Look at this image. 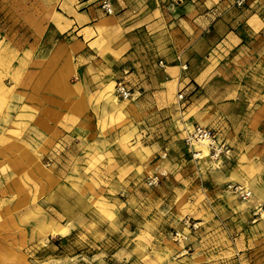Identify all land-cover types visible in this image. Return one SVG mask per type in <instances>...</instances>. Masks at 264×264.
Returning <instances> with one entry per match:
<instances>
[{
    "label": "rangeland",
    "instance_id": "1",
    "mask_svg": "<svg viewBox=\"0 0 264 264\" xmlns=\"http://www.w3.org/2000/svg\"><path fill=\"white\" fill-rule=\"evenodd\" d=\"M116 1L83 34L0 0V264H264V3ZM196 123L232 157L194 159Z\"/></svg>",
    "mask_w": 264,
    "mask_h": 264
},
{
    "label": "built area",
    "instance_id": "2",
    "mask_svg": "<svg viewBox=\"0 0 264 264\" xmlns=\"http://www.w3.org/2000/svg\"><path fill=\"white\" fill-rule=\"evenodd\" d=\"M114 0H99L100 8L101 10L107 14L112 15L114 13V6H113ZM233 4V6L237 8H244L247 6H252L258 3H264V0H230ZM186 68V66L184 67ZM115 92L120 96L122 99H128L131 95L130 90L122 83L118 82L116 83ZM183 95H179V99H182ZM197 141H205L208 144V155L200 158L199 151L194 150L191 146L193 142ZM184 142L190 148L192 156L194 159H214L216 161L222 162L223 160L230 159L232 157V151L231 147L224 142L222 139L218 137L216 132L208 127L203 126L198 123L192 125V131L187 134V136L184 137ZM163 174H154L149 177V184L150 185H156L160 181V177ZM234 192L239 193L242 195L244 199L248 198L250 196V192L244 189L242 186L232 184L229 186Z\"/></svg>",
    "mask_w": 264,
    "mask_h": 264
},
{
    "label": "crops",
    "instance_id": "3",
    "mask_svg": "<svg viewBox=\"0 0 264 264\" xmlns=\"http://www.w3.org/2000/svg\"><path fill=\"white\" fill-rule=\"evenodd\" d=\"M119 1V0H118ZM197 1V2H196ZM230 1V0H229ZM226 0H195L194 1V9L196 11V22L203 23L205 19L203 17L202 10L207 9H224V4ZM231 5L232 2L230 1ZM120 2L118 3L116 0L113 1L114 10H117ZM63 15H62V24L63 29L67 30L69 28L74 27L79 33H90V29H93L94 32L97 30H102L108 23L116 19L115 14L113 18L109 19L103 16V11L100 8L99 0H63ZM200 9V10H198ZM199 14H201L199 16ZM209 14V13H208ZM210 15V14H209ZM117 22V20L115 21ZM94 23L93 26L88 24ZM87 26V27H86ZM94 27V28H93Z\"/></svg>",
    "mask_w": 264,
    "mask_h": 264
},
{
    "label": "bare ground",
    "instance_id": "4",
    "mask_svg": "<svg viewBox=\"0 0 264 264\" xmlns=\"http://www.w3.org/2000/svg\"><path fill=\"white\" fill-rule=\"evenodd\" d=\"M108 18L109 19H111V18H113V16H108ZM108 90H109V97H110V99H112L113 100V102L115 103V102H118V99L115 97V90L113 91V89H112V86H110L109 88H108ZM117 107V106H116ZM188 125V124H187ZM187 129H188V132H191V130H192V126L191 125H189L188 127H187ZM186 132V131H185ZM187 132V133H188ZM192 145L195 147L194 149H197L198 151H200V156L203 158V157H205V156H207L208 155V144H207V142H205V141H197V142H193L192 143ZM212 160V159H211ZM212 162V161H211ZM211 166V165H210ZM215 166V165H214Z\"/></svg>",
    "mask_w": 264,
    "mask_h": 264
}]
</instances>
